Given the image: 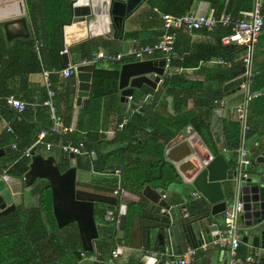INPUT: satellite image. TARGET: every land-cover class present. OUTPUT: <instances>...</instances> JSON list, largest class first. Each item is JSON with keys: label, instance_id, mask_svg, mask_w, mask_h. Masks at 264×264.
<instances>
[{"label": "crops", "instance_id": "obj_1", "mask_svg": "<svg viewBox=\"0 0 264 264\" xmlns=\"http://www.w3.org/2000/svg\"><path fill=\"white\" fill-rule=\"evenodd\" d=\"M228 1L229 0L224 1V11L226 10ZM213 3L219 4L220 0H155L152 2L145 0V2L141 4L131 16L122 33L119 30L116 32V30L109 27L107 22L101 20H97L94 23V27L91 25L88 27L84 22L80 21L62 24L63 43L64 47L67 48L66 53L68 55L69 63L72 64L75 62H81L83 51L82 48H78L77 45L80 42L90 39L95 40L97 46L90 44L87 47V52L88 50L89 52L94 50V52L101 51L104 54L123 53L132 47L141 46L143 44H151L156 40L161 31L160 14L163 9H167L170 13L183 10H186L185 13H204L209 10H213ZM251 7L252 0L244 1L239 9L238 16L242 11L248 10ZM26 15L28 36H18L12 38L11 40L17 38L24 39L34 36V30L28 10ZM81 23H83V27L77 26L81 25ZM12 29L18 30L20 27L14 25ZM22 32L25 33L23 29ZM211 32L212 30L206 29H181L178 32L175 43V62L182 60L186 55H190L192 51H198V49L200 52H204L205 48L210 51L209 49H211L214 42V35H212ZM127 33L135 34L132 38H128L126 37ZM35 46L36 50H38L39 45L36 44ZM70 46H75V51L73 53L68 51V47ZM257 53L258 57L255 60L256 66L257 64L264 62V12L263 26L257 41ZM37 56L39 58L40 69L37 71L31 70L21 77H16L14 80L9 82V84L12 88L17 90V95L21 99L27 101L26 109L28 118L32 122H37L41 125L42 123L49 121L47 117V108L44 107V109H42V106L38 104V101L46 95L47 86L44 83L42 72L47 69L60 70L68 63H62V54H60V56L55 55L47 49L43 50L42 55L40 50L37 51ZM91 57L87 58V60H90ZM160 57L161 54L156 52L150 58L157 59ZM134 60L135 59L130 56H124L121 60L101 57L93 63L95 64V68L98 69L112 70L114 68H118L119 70L122 63ZM229 65L230 63L226 64L218 56L212 55L209 59L200 62L196 67L186 68L177 65L176 63L172 66L169 65V67L165 69L163 76L172 73L182 80L202 82L206 86H213L215 89L220 91L224 88L225 84H227V81H224L222 84H218L217 81L222 78L224 75V69ZM239 69L240 68L235 70ZM243 71H240L242 72V76L240 75L241 78H243ZM52 76L50 87L54 90L53 101L57 104V116L63 123V127L60 128L59 131L62 133L71 132V135L73 134L76 139L81 140L83 138L85 139L87 134H91V136L93 135L94 138H96L94 149L92 151L88 152L85 150L84 145L79 142L82 144L79 146V152L74 153L76 156L75 159H79L82 163L89 165L85 171L80 168L77 170V181L79 187H84L90 190L94 188L99 192L109 195L122 196L123 193L128 192L129 196L132 198L135 196L140 197L143 192L152 193L156 189L162 188L165 190L167 198H169L173 203H179L188 211L207 206L201 196L196 198L193 196V192L195 190L190 184L184 182L183 177L179 174L175 165L166 159V161L173 165V169H170L171 171L169 170L170 173L164 177L163 181L157 179H154L153 181H145L142 187H140L139 181H133L126 185L121 184V179L124 176H127L126 174L123 175L125 173L124 170L126 169V159L121 157V148L126 147L129 144L135 145L136 138L140 141L138 145H141L142 147L139 149V152H143L145 151V148L150 146V142L153 144V134L155 132L162 131L169 134L175 131L176 124L172 123L173 119L182 115V112L186 109H192L194 107L192 94L188 91L179 93L177 96V103L173 105L174 93L177 90V87H175V84H171L168 85V87L162 88L163 76H161V80L157 83L156 89H152L143 83L140 88H136L134 90L132 99L129 100L128 98V101L135 102L137 109L129 111L127 103L121 102L120 100V91L117 86L118 79L116 81V87L113 88L112 92L98 98H93V78H91L89 95L82 99L80 106H74V104L69 106V77H63L57 73ZM239 86H241V84ZM236 88L237 87L234 88V92L233 89H231L227 91L225 95L234 93L236 96L241 93L243 97L240 100L235 101L233 105L228 103L229 101L226 97L221 98L225 100V105L223 107H219L218 103H214L215 105L210 113L208 121V130L203 127V124L201 123L199 124L200 130L190 124L193 126L195 131L198 132L204 143L211 151L213 148L218 149L215 153L212 151L214 154H217L220 151H225L226 153L223 154L227 157L230 152L235 153V150L239 147L237 146L234 149L229 148L225 143L223 135L224 126L228 121H238L235 115L234 107L235 105L242 103L244 100L245 91L242 88L240 90H237ZM34 95L37 96L36 99L33 98ZM232 99L234 100V98ZM179 100H182V103H185L186 107H181V102H179ZM146 105H150V107L146 109ZM136 118L140 120L142 119V122L138 127L128 123L129 120ZM66 121H68V124L65 123ZM238 122L240 123V121ZM121 123L124 125L119 127ZM240 127L242 133V125ZM3 130L11 133L13 128L10 125L9 114L0 111V133ZM54 139L55 138L49 132H46L42 136H38L37 144L31 148L35 149V153L53 155L56 159L68 156L70 152H64V150L61 149V142L55 141ZM46 143L51 144L49 148L46 147ZM4 145L7 144L0 140V146ZM12 146H14V144H12ZM224 148H226V150H224ZM250 150H248V152ZM10 152L5 155L7 165L3 169V171L7 173L10 178L5 180L3 177V179L6 182V186L15 196L16 202H19L18 196L20 191H26V199L25 203L23 206L19 207L18 211H14L13 213L5 216L6 221H8V225L5 228L0 229V264H47L48 259L59 260L58 264H70V261L74 256L81 258L82 256L80 253L84 251H82L80 247V239L76 224L73 223L74 225L68 228H57L52 210V197L49 182L44 180L41 182L40 187L35 185L32 189L27 187L25 188L21 177L13 175L10 171H8L14 163V161L7 156ZM187 152L188 148L186 144H183L181 149L173 150L170 156L173 159H177ZM99 154H108L107 156H109L106 160V165L102 170L99 169V164L95 161ZM138 154L140 155L133 157L136 159H144L146 161L156 160L155 156H144V153ZM75 159L71 161L72 164L76 162ZM69 160L71 159L69 158ZM116 164H119L120 168H115ZM181 168L187 176H189L187 173L189 172L187 171V166L183 164ZM172 170L175 171L179 180L176 179L170 181L173 177ZM129 176L131 177V175ZM41 187L42 189H40ZM27 189H29V191H27ZM114 190L119 191L117 194H114ZM97 217V221L99 222L103 217V214L97 215ZM217 221L219 222L220 230L224 226L223 214L220 215ZM109 222L113 224L116 233L113 243L110 242L105 247V253L110 255L112 249L121 245L122 252H118L116 257L119 264H142L140 262V258L133 253V250L140 248L141 245L139 221L136 222L135 229L132 231L131 243L128 242L127 232L125 231L123 237V231L119 229V226L117 228L115 227L114 219ZM263 227L264 222L261 224L260 229ZM240 228V235L246 232L243 228L241 220ZM69 230L73 232L75 231L74 239H72L74 243L64 238L67 234L66 232ZM242 236L238 247V253L240 252L239 254L245 255L253 250L263 252L264 248L260 246L250 250V243L244 242ZM102 238L104 237L101 234L97 243ZM150 245L151 247L148 251L149 254L150 251L162 253L159 250H155L157 248V241L154 238L151 239ZM203 245H206L207 249H198L196 254L197 260L201 257H205L207 264H227V256L222 248L215 245L212 241L208 242V240H204ZM74 247L76 248V252H72V248ZM190 247L196 246H188V248ZM34 252L35 254L39 253V257H36ZM172 253L178 255L183 252H177L176 247L173 246ZM92 254L96 257V254ZM31 255H34L36 258L35 261L28 260ZM261 262L264 263V254L261 256Z\"/></svg>", "mask_w": 264, "mask_h": 264}, {"label": "water", "instance_id": "obj_2", "mask_svg": "<svg viewBox=\"0 0 264 264\" xmlns=\"http://www.w3.org/2000/svg\"><path fill=\"white\" fill-rule=\"evenodd\" d=\"M144 2L145 0H70V22H84L89 27L101 20L107 22L116 32L119 30L122 33L131 16ZM0 14V25L7 40L28 36L25 0H0ZM14 25L20 29L13 30ZM62 63H69L67 53L62 54ZM94 68V63L79 64L69 76V106H80L82 99L89 95ZM243 70L242 66L239 70H234L233 74ZM164 73L162 57L122 63L117 85L121 102L127 103L129 111L137 109L135 102L128 101V96H133L134 90L140 88L143 83L156 89ZM236 89L240 90L241 86ZM183 144H186L188 152L177 159L171 158L172 151L181 149ZM12 150V144L0 146V229L8 225L5 216L18 211L26 199V191H20L19 202H16L15 196L3 179L6 174L3 169L7 165L4 157ZM249 155V171L247 176L241 179L240 191L243 201L241 221L246 230L241 236L243 235L244 242L250 243L251 250L259 246L264 248V227L260 229L264 222V138L252 146ZM68 156L71 160L62 170L60 166L63 161L53 155L35 153V149L31 148L28 170L21 179L23 186L29 189L35 185L40 187L41 182L47 180L51 189L52 210L57 228L75 223L82 251L96 254L94 259L74 256L70 264H119L117 259L111 258L109 254L100 255L97 244L102 229L116 216L120 220L119 229L123 231L122 236L124 237L126 231L129 243L136 222L139 221L141 245L133 250V253L140 258L142 264H153L157 260L148 252L152 238L157 241L155 250L163 253H171L173 246L177 252H185L190 245L197 247L203 244L204 240L211 242L218 237L220 225L217 219L224 212L230 191L233 190L235 195V153L230 152L228 157L222 152L214 154L190 124L181 128L166 144L164 158L175 165L184 182L190 184L206 202V207L192 211L177 202L173 203L166 197L162 188L152 193L143 192L140 197L132 198L128 192L122 196L109 195L94 188L90 190L79 187L77 170L80 168L85 171L87 166L75 159L74 153L70 152ZM73 159L76 160L74 164L71 162ZM183 164L187 166L189 176L182 170ZM115 168H120V165L116 164ZM100 211L104 214L98 222L97 215ZM72 237V234H66L64 238ZM117 249L119 253L122 252L121 245ZM72 252H76L75 247ZM58 263L59 260L51 259L47 264ZM191 264L207 262L205 257H201L199 260H192Z\"/></svg>", "mask_w": 264, "mask_h": 264}, {"label": "trees", "instance_id": "obj_3", "mask_svg": "<svg viewBox=\"0 0 264 264\" xmlns=\"http://www.w3.org/2000/svg\"><path fill=\"white\" fill-rule=\"evenodd\" d=\"M70 0H25L28 14L31 19V24L34 30V36L28 38H17L11 41H7L3 32L2 27L0 26V96L4 97L7 95H14L15 97L21 99L17 95V90L12 88L9 84L16 77H21L28 73L29 71H37L40 69L39 58L37 56V51L40 50L42 55L43 50L47 49L48 51L59 55V51L64 48L63 35H62V24H67L70 22ZM150 2L155 0H149ZM225 0H220L219 4L213 3L212 8L216 15H220L223 12H227L233 16H238L239 9L241 5L246 0H229L227 2L226 10H223ZM186 10L173 12L175 15L185 14ZM161 13H170L167 9H163ZM171 13V14H173ZM161 32V31H160ZM230 26H218L214 28L211 32L214 35V42L211 46L210 51L205 48L204 52L192 51L190 55L184 56L182 60L176 61L173 58L170 62V65H177L183 67H196L198 64L204 60L209 59L212 55L218 56L224 63L230 65L224 69V75L222 78L217 81V83L222 84L224 81H227L224 88L220 91L215 89V87L206 86L202 82H193L180 79L175 74H168L162 78V88L168 87V85L175 84L177 90L174 93V102L177 103V96L181 92L188 91L193 96L194 107L192 109H186L183 114L178 118H174L172 123L176 124L175 131L166 134L165 132L159 131L153 134L154 142H150V146L145 148V151L139 152L141 145H138L140 141L135 138V145L129 144L126 147L121 148L120 151L121 157L126 159V169L124 170V176L121 179V184L126 185L133 181H139L140 187H142L145 181L164 180V177L170 173V169H173V165L166 161L164 158V151L166 144L174 138L177 132L188 124H192L194 127L199 129V124H203L207 130L209 128V118L210 113L214 107L215 100H219L224 97L225 93L235 87L239 86L242 82V72L233 74L235 69L241 68L243 63V58L245 56V48L234 43H223L222 38L231 33ZM135 33H127L126 37L132 38ZM160 35V33H159ZM158 35V36H159ZM157 36V38H158ZM156 38V40H157ZM155 40V41H156ZM154 41V42H155ZM258 41V40H257ZM36 42H38V50H36ZM153 42V43H154ZM151 43V44H153ZM93 44L97 46L94 39L86 40L80 42L78 48H82V58H90L91 55L96 53L94 50L87 52V47ZM145 45V44H143ZM68 51L73 53L75 51V46L68 47ZM208 51V52H207ZM87 52V54H86ZM93 52V53H92ZM92 53V54H91ZM87 55V56H86ZM91 57V58H92ZM258 57L257 53V42L253 51V62H252V76L250 83V91L254 92L262 89L264 86V62L257 64L256 58ZM76 63V62H75ZM51 71L50 73V82L52 75L57 73L60 70L47 69ZM59 75V74H58ZM119 70L114 68L112 70H102L95 68L92 78L93 86V98H98L102 95H105L113 91V88L116 87V81L118 79ZM113 84V85H112ZM46 87V86H45ZM53 89V88H52ZM47 87L46 95H44L39 101L38 104L47 108V117L48 122L42 123L41 125L37 122H32L27 115V109L25 108L22 112H17L15 109L9 107L4 100L0 101V111L6 112L9 114L10 125L13 128V131L7 132L3 130L0 133V140L4 141L6 144H14L13 150L7 156L10 157L14 163L10 171L13 175H18L22 178L23 174L28 170V164L30 162V156L25 155V150L35 146L38 142V136L43 131L44 134L49 132L55 139V141L61 142L62 145L70 142L71 144L78 145L81 142L84 145V149L92 151L94 149L95 139L91 134H87L84 139H76L71 132L62 133L61 131H52V121L49 118V108L43 105V101L47 98ZM153 91V90H152ZM160 91V90H159ZM215 91V92H214ZM194 92V93H193ZM195 94V96H194ZM34 99L37 96H33ZM24 100V99H22ZM254 100V109L258 110L255 115L254 125L250 123L249 112L251 102ZM25 101V100H24ZM27 102V101H26ZM181 102V104L179 103ZM179 104L186 107L185 103H182V100H179ZM57 107V104L54 102ZM27 107V106H26ZM150 105H146L148 109ZM168 121V120H167ZM142 122V119H131L128 123L133 124L135 127H138ZM68 124V121L65 122ZM236 124V125H235ZM247 130L245 132V137L250 132L254 131L257 134L258 141L264 138V94L252 98L248 103V116H247ZM9 130V128H8ZM240 130V123L237 121H228L223 129V135L226 145L229 148H236L237 134ZM131 143V142H130ZM155 143V144H154ZM137 151V152H136ZM65 152V151H64ZM138 153H144V156H155L156 160L146 161L144 159H136L133 156L140 155ZM108 154H99L95 159L96 163L99 164V169L102 170L106 165V160L109 158ZM151 158V157H150ZM5 162H7L4 157ZM58 160L63 161L61 163V169L64 170L69 162L68 156L61 157ZM66 165V166H65ZM87 167L88 164H85ZM170 170V171H169ZM173 171V170H172ZM131 175V177L129 176ZM177 174L173 171V177L170 181L176 180ZM179 180V179H178ZM138 185V186H139ZM121 192V191H120ZM104 214L103 211H100L98 215ZM70 224L65 228L73 226ZM67 235L72 234V238H68L70 242H73L75 231L69 230L66 232ZM115 228L112 223L108 222L106 228L102 229L101 234L102 238L98 244V253L100 255L106 254L105 247L110 242L113 243L115 238ZM47 235V234H46ZM240 253V252H239ZM35 254V252H34ZM39 253H36L35 256L39 257ZM88 254V253H87ZM34 255H31L28 260H34ZM40 259V258H39ZM51 259H48V262ZM55 260V259H53ZM264 264L263 262H261Z\"/></svg>", "mask_w": 264, "mask_h": 264}, {"label": "built area", "instance_id": "obj_4", "mask_svg": "<svg viewBox=\"0 0 264 264\" xmlns=\"http://www.w3.org/2000/svg\"><path fill=\"white\" fill-rule=\"evenodd\" d=\"M263 12H264V0H252V7L248 10L241 12L239 16H233L227 12H223L220 15H216L213 10H209L204 13H185L181 15H175L171 13H161V32L157 40L153 44H145L141 46H135L126 52H119L116 54H104L103 52H96L90 60L83 59L80 63H68L64 68L58 71L63 77H69L78 66V64H87L97 61L99 58L104 57L107 59L121 60L124 56H130L135 60H144L153 56L156 52L161 54L164 59V67L167 69L170 65L171 60L175 57V43L178 36V32L181 29L187 30H198L206 29L213 30L218 26H230L231 33L222 38L224 43H234L236 45L243 46L245 48V56L243 58L244 71L241 82V88L245 91L244 100L242 103L235 105L234 111L237 120L242 125V140L241 145L235 150L236 155V175H235V196L231 203L226 204L223 212V223L224 226L218 231V237L213 239L212 242L222 248L227 256V264H261V256L263 252L253 250L245 255L238 253V247L241 239L240 235V220L241 213L243 211V201L241 199V179L247 176L245 166L250 163L249 152L244 145V135L247 130V113L249 101L261 94H264V86L262 89L257 91H250V83L252 76V62H253V51L258 37L261 33L263 26ZM35 44H38L36 42ZM67 52V48H63L59 51L60 54ZM50 73L49 70L42 72L43 80L47 86V98L43 101V105L49 108V118L52 121V131H58L63 127L61 119L57 116V108L54 104V90L50 87ZM168 74V73H167ZM161 80V79H160ZM129 100L132 96H128ZM4 100L5 103L15 109L17 112H22L27 105V102L15 97L14 95L0 96V101ZM219 107L225 105L224 99L215 100ZM124 124L121 123L119 127ZM42 131L39 136H42ZM50 143H46V147H50ZM73 145L67 142L62 145V150L66 152L78 153L79 146ZM25 150V155L29 156V150ZM9 175H4V179L8 180ZM119 190H114V194H117ZM165 197V195H162ZM193 196L200 197V194L196 191L193 192ZM115 227L117 228L120 224L119 217L115 218ZM201 247V248H200ZM206 245L199 247H190L181 254L174 253H159L150 251V256L156 257L157 260L153 264H191L192 260L196 258L198 248L206 250ZM83 257H88L86 252L80 253ZM118 255V249L115 247L111 250L110 256L116 258ZM90 258H95L94 255L90 254Z\"/></svg>", "mask_w": 264, "mask_h": 264}, {"label": "rangeland", "instance_id": "obj_5", "mask_svg": "<svg viewBox=\"0 0 264 264\" xmlns=\"http://www.w3.org/2000/svg\"><path fill=\"white\" fill-rule=\"evenodd\" d=\"M224 97L227 98V100L229 101L228 103L233 105V103L237 100H240L243 95L240 93V94H237L235 96L234 93L232 94H229V95H224ZM234 98V100L232 99ZM258 110H256V108L254 109V100L251 102V105H250V112H249V119H250V123L254 125V119H255V115L254 113H256ZM237 122V121H234V123ZM236 125V124H235ZM241 126V124H240ZM245 140H244V145H245V148L247 150H250L252 148V146H254V144L258 141V137H257V134L252 131L250 132L248 135H246V137H244ZM241 140H242V133H241V127H240V130H239V133L237 134V141H238V144L237 146H240L241 145ZM218 149L216 148H213L212 151L215 153ZM221 152V151H220ZM222 153H226L225 151L222 152ZM250 157V155H249ZM235 160H236V155H235ZM233 167L234 169L236 168V165L235 163H233ZM245 171L248 172L249 171V165L245 166ZM233 197H234V193H233V190L230 191V194L228 195V202H232L233 201Z\"/></svg>", "mask_w": 264, "mask_h": 264}, {"label": "bare ground", "instance_id": "obj_6", "mask_svg": "<svg viewBox=\"0 0 264 264\" xmlns=\"http://www.w3.org/2000/svg\"><path fill=\"white\" fill-rule=\"evenodd\" d=\"M0 16H1V14H0ZM83 23H81V25H77V26H79V27H83V25H82ZM91 26H95L94 24H91ZM64 53H66V52H64ZM149 59V58H148ZM145 60V59H144ZM15 146H13V148H14ZM29 154H30V150H29ZM249 165V164H248ZM6 175H7V173H6ZM4 177V176H3ZM116 217H118V216H116ZM114 221H115V218H114ZM201 246V245H200ZM201 248V247H200ZM200 248H198V249H200ZM203 250V249H202ZM82 253H84V252H82ZM93 255V254H92ZM90 256V253H88V258H90L89 257ZM83 257V256H82ZM92 259H94V258H92ZM194 260V259H193Z\"/></svg>", "mask_w": 264, "mask_h": 264}]
</instances>
